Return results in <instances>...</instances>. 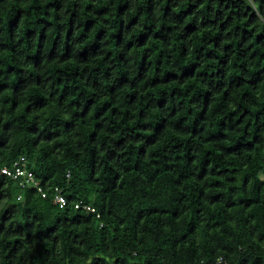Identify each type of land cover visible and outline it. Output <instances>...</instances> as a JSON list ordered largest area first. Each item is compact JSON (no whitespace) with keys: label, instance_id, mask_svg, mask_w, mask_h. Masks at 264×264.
Masks as SVG:
<instances>
[{"label":"trees","instance_id":"1","mask_svg":"<svg viewBox=\"0 0 264 264\" xmlns=\"http://www.w3.org/2000/svg\"><path fill=\"white\" fill-rule=\"evenodd\" d=\"M219 261L264 264V0H0V264Z\"/></svg>","mask_w":264,"mask_h":264},{"label":"built area","instance_id":"2","mask_svg":"<svg viewBox=\"0 0 264 264\" xmlns=\"http://www.w3.org/2000/svg\"><path fill=\"white\" fill-rule=\"evenodd\" d=\"M28 162L25 157H20L16 160L11 167H5L1 170V173L12 178L19 183L22 189L32 188L37 190V192L42 196V198H47V193L42 187L39 180L36 179L34 173L29 170L27 166ZM21 198V197H20ZM54 203L60 208H64L67 205V199L64 195L62 189L56 187L54 189ZM76 208H80V204L76 205ZM87 211L94 212L95 210L91 207H84ZM218 264H225L219 261Z\"/></svg>","mask_w":264,"mask_h":264}]
</instances>
